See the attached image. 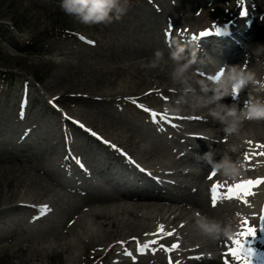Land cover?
I'll return each mask as SVG.
<instances>
[{
    "label": "bare ground",
    "instance_id": "obj_1",
    "mask_svg": "<svg viewBox=\"0 0 264 264\" xmlns=\"http://www.w3.org/2000/svg\"><path fill=\"white\" fill-rule=\"evenodd\" d=\"M197 1L199 0H183L181 4L178 3L173 6L174 12H170L169 8H166V0H159L157 6L154 0L152 6L154 8L151 10L154 13L151 12L150 14L156 19L153 20L155 21V28L149 26L143 29L145 33L150 34H145L147 36L143 40L144 55L137 56V60L132 63H123L115 68H125L128 65L142 68V64L147 62L156 49H163L167 55L165 45L169 48L177 45L183 46L187 56L190 57L195 53L199 57L202 52L198 46L205 45L208 47L206 42L209 41L205 36L209 37L213 26L207 32L204 31L205 35L198 36L202 37L201 39H195L194 37L197 35L187 33V21L200 18V13H191L189 10L190 3ZM254 1L258 3V6L256 4L253 12L257 11L259 19L253 20L252 18L256 25L251 27V20L248 28H246L252 29L253 32L246 36L245 27L244 29L238 28L237 33H239L242 42L233 49H224L222 52L221 47L212 46L213 48L216 47V50L211 51V47L210 51L214 54L220 53L218 54L219 59L216 62L213 60L203 62L196 59L197 63L193 67L196 72L199 71L198 74L207 78L216 74L224 65H241L246 66L247 70L255 72L258 80L264 79V0ZM241 6L242 0L237 6L240 12ZM196 7L194 11L197 10ZM202 7L205 5L200 6L199 9ZM155 11L159 12L155 13ZM245 11L246 21H248L251 19L248 16H251V13L248 14V12L251 11L247 8ZM160 21L161 26L159 27ZM228 25L229 23L223 22V29H229ZM153 30L156 32L160 30L161 36L164 38V41L162 40L163 43L165 42L164 46L158 39L151 40L152 37L156 36L152 32ZM247 37L249 40L257 39H254L255 43L248 44ZM193 40L197 41L194 47L189 50L190 48L186 47V41ZM247 53L254 56L259 53L258 57L261 59L259 64L247 57ZM211 66H213V74L210 72ZM169 71L170 68L164 70H147L144 68L141 87L144 93L139 92L137 97L139 100L142 98L144 108L148 109V111L143 109L144 122L152 124L150 126L142 124L141 126L144 127V131H151L153 134V137L149 138L144 133V145L139 143L140 139H132L128 134H118L109 129L96 127L100 129L101 139L106 140L96 139L99 138L97 135L93 136L95 140L102 145L106 150L105 152L114 156L116 154L117 160L123 163L97 160L88 166L84 159L79 157L81 163L75 167L80 171L79 173L72 172L71 166L66 165L68 157L66 152L62 151L63 157L61 158L56 143H54L45 153L46 157L50 159L52 156H56L52 159L54 163L59 164V169H56L55 175L66 178L68 181L56 179V176L48 179V177L44 178L39 175L47 169L54 170L55 168L51 165L29 162L28 166L35 173L22 171L23 165H17L16 161L11 159L7 161L9 162L8 165L0 166V174L4 172L2 170L17 173L16 176H18L19 181H13L15 180L14 175H9V177L7 173L2 175V180H0V211L10 206L19 208L31 206L39 209L40 212L36 215L37 217L32 216L34 220L29 218L28 223H35L38 217L54 216L60 210H64L68 214L63 229L69 235L62 236L60 234L59 237L55 238L49 235V238L38 249L22 243L18 247V250L24 252L25 258L22 261L31 264H48L47 258L51 257L50 252L57 251V253H63L65 256L62 264H81L79 259L82 255V249L75 248L78 237H80L84 241L85 247L90 243L94 244L95 249L108 247L106 253L99 260L107 257L111 261L109 264L136 263L123 261L116 256H129L132 250L123 245L120 248L117 246L132 242L140 243L139 246L143 247V255L145 254L146 257L151 254L162 255V260H166L170 264H264V152L262 156L258 149V139H262L264 142V132H260V136L258 134L259 129L262 128L264 131V121H246L239 136L225 140L222 127L208 115L207 109L194 110L189 106H182L178 110H173L176 107L177 90L169 78ZM139 72L131 71L128 74L124 73V77L119 76L114 79L105 76L104 79H109L112 82H105L98 90V95L104 97V95L112 94H131L135 88V81L130 78L131 74L133 73V77H138L140 80ZM249 92L256 94L251 84L240 94L239 103L241 106ZM224 102L231 103L232 101L228 97ZM151 113L157 114L155 121H153ZM161 116L164 119H161ZM201 117L207 118L209 127L203 128L197 125L195 119ZM51 126H53V122ZM164 130L168 131L166 136L161 135ZM63 140L68 141V137H64ZM150 140H156L159 143L150 144L154 142ZM231 143L239 145V152L234 154V158L242 159L245 168L240 177L235 180H226L204 163L200 155L209 149L221 151ZM29 144L31 145V141ZM160 147H163V150H159ZM98 153L101 154V152ZM59 157L61 159H58ZM116 164L125 172L121 175L122 180L111 176L116 169ZM90 170L105 174L106 188H102L93 182V178L89 174ZM44 175L46 176V174ZM245 182L253 183L246 184ZM108 183L111 185H107ZM54 184L60 189H57ZM241 184L244 187L238 188L237 186ZM213 185H218L215 193V205L212 203L211 188ZM107 190L115 192V195H121L127 201L115 202ZM259 192L261 193L260 198ZM77 194H81L82 198L89 196L90 199L85 205H79L72 199ZM226 197H232V201L225 203ZM196 214L224 221L230 225L229 235L213 240L201 234L195 226ZM245 221L248 222L247 225H245ZM61 222L57 221L56 225L61 226ZM160 226H162V230ZM247 227L255 228L256 235L252 237L246 234L241 235V233L247 232ZM132 235L135 237H129ZM166 240H170V242L165 244ZM151 241H155V243H151ZM173 245L177 247L173 248ZM229 249L235 250L236 256H229ZM141 251L136 250L138 253ZM110 254L111 256H108ZM38 255L39 257L36 258ZM158 255H152L157 262L156 264L160 263V256ZM10 256L13 257L14 255L10 254ZM95 256L96 254L93 252L86 255L82 263L90 261ZM137 262L144 264V258ZM14 264H18V262L14 261Z\"/></svg>",
    "mask_w": 264,
    "mask_h": 264
},
{
    "label": "rangeland",
    "instance_id": "obj_2",
    "mask_svg": "<svg viewBox=\"0 0 264 264\" xmlns=\"http://www.w3.org/2000/svg\"><path fill=\"white\" fill-rule=\"evenodd\" d=\"M153 1L127 0L126 13L124 12L119 19L114 18L109 24L83 25L75 17L66 15L63 12L60 7L61 0H0V160H2L0 166L8 165L9 162L7 161L11 159L16 161L17 165H23L22 171L35 173L28 166L29 162L41 163L46 166L51 165L55 168L54 170L47 169L44 173H39L40 176L50 179L56 176L55 171L59 169V164L52 161L56 156L49 159L45 154L54 143H56L61 158L63 157L62 151L66 152V156H68L66 165L71 166L70 170L79 173L80 170L75 167L78 163H81L79 157L84 159L88 166L97 160L123 163L117 160L118 156L115 153L114 156L109 152H105L106 150L102 145L91 135L94 132L99 136L96 139L106 140L101 139L100 129L96 127L109 129L118 134H128L132 139H140L139 143L143 145L144 133L149 138L153 137L151 131H144V127L141 126L142 124L146 126L152 124L144 122V110L138 106H144L142 98L139 100L137 97L139 92L144 93L141 88L144 68H138L134 65L115 68L123 63H132L137 60V56L144 55L143 40L150 34L145 33L143 29L149 26L155 28V21L153 20L156 19L150 14L151 12L154 13V11H151L154 8L152 7L154 5ZM155 1L156 6L159 5V0ZM166 1V8H169L170 12H174L173 6L178 3L181 4L183 0ZM238 1L199 0L190 3L189 10L191 13H200V18L187 21V33L189 34L198 37L207 28L210 29L213 26V30L223 29V22L231 23V30L229 29L228 33L219 34L216 40L211 37L208 39L211 45L206 42L208 47L205 45L198 46L202 53L200 52L201 55L196 56V59L203 62L205 60L216 62L220 53L214 54L211 52L216 50V47L213 48L212 46L221 47L223 52L224 49H233L242 42L239 33H237L238 28L244 29L245 27L246 29L252 18L253 20L258 18L257 11L253 12L258 3L254 0H245V7L251 11L248 12V14L251 13V16L247 14L251 19L246 21L247 16L240 15L241 12L237 7ZM203 5L205 7L199 9ZM195 7L197 10L194 11ZM253 20L251 27L256 25ZM158 26H161V21ZM232 28H234L233 31ZM152 32L156 36L152 37L151 40L158 39L163 43L164 38L161 36L160 30L159 32H156V30ZM251 32H253L252 29H246L245 35L248 36ZM247 39L248 44H253L254 39L257 38L249 40L247 37ZM196 41H186V47L191 50ZM164 47L168 52L170 48L167 45ZM255 55L246 54L252 61L259 64L261 61L258 57L259 53ZM212 67H210L211 74H213ZM131 71H136V73L140 71L138 76L142 78L139 80L138 77H133V73L131 77L129 75L135 81L134 92H131V94L104 95V97L98 95V90L105 82H112L109 79H104L105 76L114 79L119 76L124 77L126 73L128 74ZM198 72H196V78L208 82V77L206 78ZM90 76L92 78H89ZM195 120L198 126L209 127L207 118L201 117ZM52 122L53 126H51ZM259 130L258 134L260 136V132L264 131L262 128ZM167 134L168 131L166 130L161 133L162 136ZM64 137H68V141L65 142ZM30 141L31 145L29 144ZM155 142L159 143L155 140L150 144ZM258 145L259 152L263 156L264 142L262 139H258ZM159 150H163V147H160ZM98 152H101V154ZM60 157L58 159H61ZM2 171L0 180H2V175L7 173L8 177L14 175L15 180L13 181L19 182L18 176H16L17 173L8 170ZM51 171L53 172L51 173ZM124 173L116 164V169L111 176L121 179V175ZM89 174H91L95 184L106 188L105 174L96 173L95 170H90ZM56 179L67 180L59 176H56ZM54 185L57 189H60L56 184ZM107 185L111 184L108 183ZM96 189H99V187H96ZM107 191L115 202L123 203L127 201L121 195H115V192L110 190ZM260 194L259 192V198ZM72 199L79 205H85L90 198L89 196L82 198L81 194H77ZM231 201L232 197L225 198V203ZM62 211L64 210H60L54 216L38 217L35 223H28V220L33 218L32 216L37 217L36 215L39 214L40 210L31 206L20 208L10 206L0 211V264H14V261L18 264H31L22 261L25 258L24 252L18 250L22 243L32 245L34 249H38L49 238V235L54 238L59 237L60 234L62 236L69 235L63 229L68 214L65 211L61 213ZM57 221L59 223L62 221L61 226L56 225ZM129 237L133 238L135 235ZM169 242L170 240H166L165 244ZM83 243L82 238L78 237L75 248L82 249L79 263L80 261L81 264L111 263L107 257H104L101 261L99 260L106 253L108 247L95 249L93 243H90L87 247ZM124 244L117 247L120 248L123 245L132 251H130L129 256L116 255L123 261L139 264L137 261L144 258V264L157 263L152 255L158 254H151L146 257L145 254L143 255L142 246H140L141 253L136 252L140 243ZM13 251H15V254H13ZM92 252L96 256L91 258L90 261L82 263L84 257ZM10 254L14 256L12 257ZM50 254L51 257L47 258L48 264H62V261H64L65 256H63V253L53 251ZM133 255L134 257H131ZM108 256H111V254ZM137 257L138 259H136ZM113 258L115 257L113 256ZM159 259V264H170L168 261L162 260V255Z\"/></svg>",
    "mask_w": 264,
    "mask_h": 264
},
{
    "label": "clouds",
    "instance_id": "obj_3",
    "mask_svg": "<svg viewBox=\"0 0 264 264\" xmlns=\"http://www.w3.org/2000/svg\"><path fill=\"white\" fill-rule=\"evenodd\" d=\"M127 0H61L60 7L66 15L75 17L83 25L109 24L119 19L126 11ZM183 46L170 48L165 54L163 49H156L142 67L147 70L170 68L169 78L176 86L178 110L189 106L194 110L207 109L208 115L217 122L224 133L225 140L239 136L246 121H264V79L258 80L255 72L246 66L224 65L219 71L204 79L196 78L194 65L196 55L185 54ZM256 94L249 92L240 105V94L249 85ZM231 98V103L224 102ZM239 152V145L228 144L221 151L209 149L200 155L204 163L226 180H235L243 175L245 163L234 158ZM195 226L199 232L210 239L228 236L230 225L216 218L196 214Z\"/></svg>",
    "mask_w": 264,
    "mask_h": 264
},
{
    "label": "snow or ice",
    "instance_id": "obj_4",
    "mask_svg": "<svg viewBox=\"0 0 264 264\" xmlns=\"http://www.w3.org/2000/svg\"><path fill=\"white\" fill-rule=\"evenodd\" d=\"M240 15H241V16H245V15H246V11L243 10V8H242V10H241ZM217 31H219V29H217ZM205 34H206V33H201V35H205ZM89 43H91V42H89ZM133 102L135 103V101H133ZM138 106L141 107V108H143L145 111H148V109L144 108L143 105H138ZM151 116H152L153 121H155L157 114H156V113H151ZM160 118H161V119H164L163 116H161ZM81 127H82V125H81ZM91 135L95 136L96 133L92 132ZM105 143H107V141H105ZM113 147H115V146H113ZM213 175H215V172H213ZM245 183H246V184H251V183H253V182H245ZM237 187H238V188H243L244 185L241 184V185H238ZM217 189H218V185H213L212 188H211V192L213 193V197H212V203H213V205H215V203H216V196H215V193L217 192ZM229 191H231V189H229ZM247 223H248V222L245 221V225H247ZM160 227H161V230H162V226H160ZM245 234L248 235L249 237L255 236V235H256V229L253 228V227H247V232H246V233H241V235H245ZM151 243H155V241H151ZM175 247H177V246H176V245H173V248H175ZM137 250H138V251H141V250H142V249L140 248L139 245H138V249H137ZM249 252H251L250 249H249ZM228 255H229V256H236V252H235V250H233V249H229Z\"/></svg>",
    "mask_w": 264,
    "mask_h": 264
}]
</instances>
